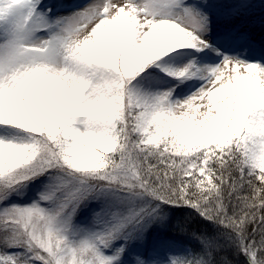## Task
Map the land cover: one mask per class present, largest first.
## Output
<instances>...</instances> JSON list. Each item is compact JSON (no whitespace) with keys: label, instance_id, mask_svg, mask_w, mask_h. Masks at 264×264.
Instances as JSON below:
<instances>
[{"label":"snow or ice","instance_id":"6c2138e0","mask_svg":"<svg viewBox=\"0 0 264 264\" xmlns=\"http://www.w3.org/2000/svg\"><path fill=\"white\" fill-rule=\"evenodd\" d=\"M258 7L0 0V264H264Z\"/></svg>","mask_w":264,"mask_h":264},{"label":"rangeland","instance_id":"374dc122","mask_svg":"<svg viewBox=\"0 0 264 264\" xmlns=\"http://www.w3.org/2000/svg\"><path fill=\"white\" fill-rule=\"evenodd\" d=\"M51 1L52 0H45V3H51ZM252 1H254L253 3L257 4V5L262 3V0H251V2ZM58 2L63 3V2H66V0H53V3H58ZM254 12H255V19L257 21V26L253 29V32L255 34V38L257 40H259L261 35H262V33H261L260 28H259V23L258 22H259V19H260L261 15H262V12H264V10H262L261 8L258 7L256 9H254ZM178 239L183 240L184 238L183 237H179Z\"/></svg>","mask_w":264,"mask_h":264},{"label":"trees","instance_id":"16d2710c","mask_svg":"<svg viewBox=\"0 0 264 264\" xmlns=\"http://www.w3.org/2000/svg\"><path fill=\"white\" fill-rule=\"evenodd\" d=\"M240 259H242V257Z\"/></svg>","mask_w":264,"mask_h":264}]
</instances>
